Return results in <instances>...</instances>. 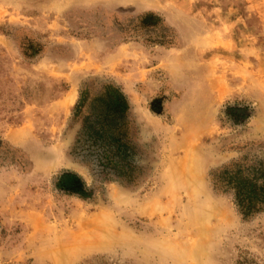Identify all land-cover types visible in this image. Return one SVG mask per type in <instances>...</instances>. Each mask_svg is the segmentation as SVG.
I'll return each instance as SVG.
<instances>
[{"label":"rangeland","instance_id":"374dc122","mask_svg":"<svg viewBox=\"0 0 264 264\" xmlns=\"http://www.w3.org/2000/svg\"><path fill=\"white\" fill-rule=\"evenodd\" d=\"M232 178L264 192V0H0V264H264Z\"/></svg>","mask_w":264,"mask_h":264},{"label":"trees","instance_id":"16d2710c","mask_svg":"<svg viewBox=\"0 0 264 264\" xmlns=\"http://www.w3.org/2000/svg\"><path fill=\"white\" fill-rule=\"evenodd\" d=\"M100 146L101 144L98 141H95ZM226 177V175H225ZM229 185H233L235 191L237 192V197L239 201V205L242 209L244 215H250L252 212L260 211L262 206V202L264 203V192L263 190L261 193L257 192L255 185H252L251 182L245 180H229ZM251 199V202H247L246 198ZM245 201L247 204H244Z\"/></svg>","mask_w":264,"mask_h":264}]
</instances>
